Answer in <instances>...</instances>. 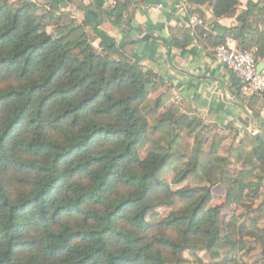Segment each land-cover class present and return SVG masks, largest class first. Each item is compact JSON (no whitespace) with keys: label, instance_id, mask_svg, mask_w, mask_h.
<instances>
[{"label":"trees","instance_id":"obj_1","mask_svg":"<svg viewBox=\"0 0 264 264\" xmlns=\"http://www.w3.org/2000/svg\"><path fill=\"white\" fill-rule=\"evenodd\" d=\"M240 1L189 0L212 9L217 34H198L215 49L232 39L264 62V0L238 14ZM104 5L84 7L79 23L58 4L0 0V264H191L186 249L244 264L247 237L264 264V228L254 218L237 226L211 206L219 184L228 202L264 216V199L255 210L246 203L264 197V142L246 132L225 144L183 114L167 83L125 52L128 42L101 29L130 26L127 3ZM224 18L238 26L218 24ZM185 130L196 135L187 154ZM159 206L170 209L164 221Z\"/></svg>","mask_w":264,"mask_h":264},{"label":"crops","instance_id":"obj_2","mask_svg":"<svg viewBox=\"0 0 264 264\" xmlns=\"http://www.w3.org/2000/svg\"><path fill=\"white\" fill-rule=\"evenodd\" d=\"M37 1L58 4L63 12L82 23L83 8L94 0ZM103 1L105 8L127 3L133 14L130 26H114L106 20L101 29L118 44L128 42L125 52L136 56L145 69L152 70L167 83L172 101L183 114L201 118L227 141L237 136L239 142L250 132L264 142V96L245 95L233 74L217 61L216 49L208 47L198 34L201 26L207 34H217L208 5L182 4L180 0ZM248 1H240L238 14L246 11ZM124 15L126 18L129 12ZM191 19H198L201 24L191 25ZM218 24L225 28L238 26L236 18H224ZM172 42L185 46L169 48ZM94 45L106 50L101 40Z\"/></svg>","mask_w":264,"mask_h":264},{"label":"rangeland","instance_id":"obj_3","mask_svg":"<svg viewBox=\"0 0 264 264\" xmlns=\"http://www.w3.org/2000/svg\"><path fill=\"white\" fill-rule=\"evenodd\" d=\"M257 1V0H256ZM68 22H63L62 24H67ZM54 26H49L48 27V32L54 33ZM99 50V49H98ZM151 101H154L151 99ZM171 103H167V106L162 112H165ZM196 135H192L188 133L187 130L182 132L181 139H180V144L182 146V151L184 153H189L190 152V147L193 144V141L195 140ZM202 141L203 142H208V144H211V138L208 134L202 135ZM232 142V138L227 141L225 144H230ZM228 170L230 172H235V164L232 163L228 167ZM173 189H178V187H173ZM212 193L214 196L213 202L211 204L212 207L218 208L220 211V216L222 219H226L227 221L231 222H236L235 224L238 225H243V224H248L249 220L251 218H254L256 220V224L259 228H264V216H259L257 217L256 213L252 212L249 213L247 212V209L241 206H236L234 204H231L230 202L227 201L226 197V190L222 185H214L212 186ZM264 192V189L263 191ZM264 197L263 194L259 196L258 200H246L247 205L252 209L255 210L258 208ZM156 213L158 214V220L159 221H164L169 215H170V209L167 206H159L155 209ZM247 242V246L251 251L249 253H240L237 257L239 258L240 261L244 262V264H256L258 260L261 258V248L258 244L254 243L251 238L247 237L245 239ZM190 253L196 254L200 259L201 262H196L195 259L190 255ZM181 256L191 262V264H211L210 261V256L206 253L204 249L200 250H194V249H186L185 251L182 252Z\"/></svg>","mask_w":264,"mask_h":264},{"label":"built area","instance_id":"obj_4","mask_svg":"<svg viewBox=\"0 0 264 264\" xmlns=\"http://www.w3.org/2000/svg\"><path fill=\"white\" fill-rule=\"evenodd\" d=\"M180 2L187 4L189 0H180ZM190 23L201 24L198 19H191ZM216 59L233 74L245 95H264V69L259 73L260 62L255 59L253 53L240 50L237 43L232 40L217 47Z\"/></svg>","mask_w":264,"mask_h":264},{"label":"water","instance_id":"obj_5","mask_svg":"<svg viewBox=\"0 0 264 264\" xmlns=\"http://www.w3.org/2000/svg\"><path fill=\"white\" fill-rule=\"evenodd\" d=\"M264 69V62H260L259 66H258V71L259 73H261Z\"/></svg>","mask_w":264,"mask_h":264}]
</instances>
